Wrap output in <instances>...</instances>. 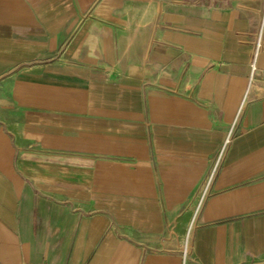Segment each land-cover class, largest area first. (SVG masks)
Instances as JSON below:
<instances>
[{
    "label": "crops",
    "instance_id": "1",
    "mask_svg": "<svg viewBox=\"0 0 264 264\" xmlns=\"http://www.w3.org/2000/svg\"><path fill=\"white\" fill-rule=\"evenodd\" d=\"M0 264H264V0H0Z\"/></svg>",
    "mask_w": 264,
    "mask_h": 264
},
{
    "label": "built area",
    "instance_id": "2",
    "mask_svg": "<svg viewBox=\"0 0 264 264\" xmlns=\"http://www.w3.org/2000/svg\"><path fill=\"white\" fill-rule=\"evenodd\" d=\"M254 67H255V66L253 65V67H252L253 70H254ZM207 187H208V183H207L206 186L204 187V190H203L202 195H204V194L206 193Z\"/></svg>",
    "mask_w": 264,
    "mask_h": 264
}]
</instances>
